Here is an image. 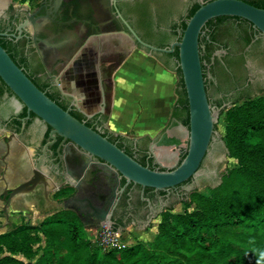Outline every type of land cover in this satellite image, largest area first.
<instances>
[{
  "label": "flooded vegetation",
  "instance_id": "obj_1",
  "mask_svg": "<svg viewBox=\"0 0 264 264\" xmlns=\"http://www.w3.org/2000/svg\"><path fill=\"white\" fill-rule=\"evenodd\" d=\"M208 1L211 0H62L58 4L57 0H10L1 7L4 10L0 16V37L7 40L6 44L17 63L36 85L43 87L46 93L59 92V100L72 115L102 133L108 130L118 134L107 124L109 114L106 108L111 95L104 88L106 81L100 80V75L106 68L115 69L129 44L140 47L137 41L134 44L133 32L149 44L147 39L158 43L167 37V44H172L180 39L183 25L190 19L194 8ZM244 1L256 5L264 3V0ZM30 15L34 16L33 19ZM219 17L209 20L202 30L200 56L209 102L222 108V115L235 102L264 92V33L247 19L228 16L220 20ZM25 21L29 25L19 37L18 27ZM115 40L123 41L122 54L112 49ZM140 48L148 50L144 46ZM107 50L113 52V59L108 60L104 67L102 59L107 60L111 56L105 52ZM3 88L4 91L0 92V130L6 133L3 136L6 156L2 158L6 172L0 181L3 183L1 196L7 187H16L32 176L27 149L36 160L42 154L44 145L51 140L52 130L33 112L29 114L27 111L26 116H21L26 106L17 100L9 87ZM18 120H21L20 125L16 122ZM14 138L27 156L20 159L18 175H23L22 180L15 179L10 183L6 176L10 170L6 158L11 154ZM127 140L123 141L124 147L129 145L137 160H141L144 153L152 156L150 149L140 152L138 144L135 145L129 138ZM62 142L63 138L57 135L56 142L47 151V157L53 161L48 170L56 179V184L49 186L51 192L48 197L42 187L29 193L34 192L36 196V192L40 191L41 196L35 197V204L48 201L51 206L61 208L57 209L58 212L73 213L82 222L89 213L102 215V211L107 210L112 212V227L151 226L164 210L185 200L189 186L195 188L199 182L204 185L218 179L215 175L207 179L209 172L205 170L214 168L219 175L218 143L211 147L201 164L200 171L204 173L176 188L146 191V188L134 183L124 188L125 179L104 168L99 159L70 140ZM134 146L138 150H134ZM154 165L158 166L155 162ZM19 196L8 202L0 198V218L4 221L0 223V228L12 225V206ZM21 203L33 206L32 201L21 200Z\"/></svg>",
  "mask_w": 264,
  "mask_h": 264
},
{
  "label": "water",
  "instance_id": "obj_2",
  "mask_svg": "<svg viewBox=\"0 0 264 264\" xmlns=\"http://www.w3.org/2000/svg\"><path fill=\"white\" fill-rule=\"evenodd\" d=\"M61 1L57 0V3ZM3 10L4 8H0V16ZM219 16L247 19L264 33V8L244 0H211L203 3L196 10L188 20L186 28L181 31V39L173 42L170 48L149 44L133 32L134 44L137 41L149 51L128 43V48L125 47L126 52L122 54L123 41L115 40L112 49L117 50L122 57L115 69L106 68L100 75V80L106 81L104 88L111 95L106 108L109 114L107 123L109 128L115 133L126 136L135 145L138 144L140 152L150 149L154 162L165 170L142 164L117 143L103 135L100 130L87 125L69 110L64 109L46 91L36 85L0 42V78L15 94L17 100L26 106L29 114L33 112L52 127L51 140L44 145L42 154L36 160L27 149L32 176L16 187H7L0 198L8 202L17 195L34 191L37 187L45 189L48 197L51 192L49 186L51 183L56 184V179L48 170V165L53 164V161L47 157V151L49 146L56 142L57 135L63 138L62 143L66 140L74 142L89 155L99 159L104 168L116 172L120 178L125 179L124 188L134 183L143 189L151 187L155 191L169 190L206 171L209 172L208 175L206 174L207 179L212 175L217 176L218 179L204 185L199 182L195 188L189 186L185 199L194 190L208 191L218 185L223 179L227 153L219 128L222 108L212 106L209 102L200 56V35L207 22ZM33 17L30 15V18ZM28 25L29 22L25 21L18 27L19 37ZM121 33L129 36L125 31ZM176 47L179 48V66L189 101V128L174 114L175 110L179 111L177 102L179 75L174 58L164 54L173 53ZM105 52L111 56L107 60L102 59L104 67L108 60L113 59V52L108 50ZM258 95H264V92L257 93L253 97ZM12 136L17 137L15 134ZM218 143L220 144L219 154L217 153V159L220 160L219 175L214 168L201 172V164L211 147L213 145L215 147ZM134 147V150H138ZM186 151L185 158L179 163ZM206 163L208 166L209 163ZM170 211L184 213V202H178L170 208ZM102 212V215L96 212L89 213L86 220L83 218L85 228L91 229L104 224L112 226V212L108 213L107 210ZM144 227L147 226L141 228Z\"/></svg>",
  "mask_w": 264,
  "mask_h": 264
},
{
  "label": "trees",
  "instance_id": "obj_3",
  "mask_svg": "<svg viewBox=\"0 0 264 264\" xmlns=\"http://www.w3.org/2000/svg\"><path fill=\"white\" fill-rule=\"evenodd\" d=\"M253 5L264 8V3ZM199 7L197 5L194 8L190 18ZM227 17L220 16L219 19ZM187 22L182 30L186 28ZM181 36L180 34V39ZM168 38L158 43L147 40L157 47L170 48ZM6 41L0 37L3 47L17 62ZM167 55L176 60L179 75V111L175 110L174 114L189 128L190 109L179 66V48L176 47L173 53ZM2 86L8 88L3 81ZM2 86L1 93L4 91ZM39 88L44 90L43 87ZM47 94L66 109L59 100V92ZM241 103L235 102L222 112L226 111L225 140L239 165L228 169L223 174L221 184L210 188L209 195L192 191L191 200L183 201L186 205L184 213L171 214L170 208L167 212L163 211L158 234L149 244L138 242L121 249L104 250L88 237L86 228L77 215L70 212L62 215L57 212L47 216L39 224L25 222L1 233L0 246L15 245L14 242L19 238L26 241L35 232L34 236L40 239V235L44 237V245L33 264H264V96L247 97ZM26 115L25 107L21 116ZM77 118L81 120L80 117ZM16 122L21 124V120ZM103 135L132 155L129 145L124 147L123 144V141H128L127 138L108 130ZM186 154L187 151L181 156L179 163ZM139 161L152 168L165 170L159 165L155 166L154 158L147 154ZM150 190L154 189L146 188V191ZM192 201L196 204L195 209L190 211ZM20 251L28 255L26 249ZM0 264L25 263L17 258L4 256L0 258Z\"/></svg>",
  "mask_w": 264,
  "mask_h": 264
},
{
  "label": "rangeland",
  "instance_id": "obj_4",
  "mask_svg": "<svg viewBox=\"0 0 264 264\" xmlns=\"http://www.w3.org/2000/svg\"><path fill=\"white\" fill-rule=\"evenodd\" d=\"M9 2H10V0H0V8L2 6L7 5ZM259 96H264V95H258L256 97H259ZM240 104H242V103L240 102ZM225 112L222 115H220V118H219V128H220V132H221L224 140L227 136V123L225 120ZM0 136H1V133H0ZM225 144H226V152L227 153H226V168H225L224 173H226L228 171V169H232V168L239 165L238 159L236 157L232 156V154H231L232 151L228 147L226 140H225ZM15 152L18 155L19 150H18V152L17 151H15ZM22 177H23V175H22ZM13 181H14V178L12 179V182ZM221 182L218 185H216L215 187L219 186L221 184ZM197 192H200L201 194H204V195L210 194V190H208V191H197ZM33 193L22 194L19 197H17L18 198L17 201L15 203H13V206H12V210H13L12 211L13 216L11 217L12 225L0 228V234L7 232L10 229H12L14 226L20 225V224L25 223V222H30L33 225L39 224L47 216L54 214V213H57L59 210H61V208L58 209L56 207H53L49 204L48 201H44V200H42L40 202V204H35V201L37 199V198L35 199V197L41 196V194H40V191L36 192V196L33 195ZM191 193L192 192H190V194ZM190 194H189L187 200H191ZM21 200L32 201L33 206L32 207L24 206V205H22ZM192 204L193 205H191L190 209H189L190 211H193L195 209L196 202L192 201ZM57 209H58V211H57ZM166 210H164V211H166ZM185 210H186V205L184 203V212H185ZM60 212L62 215H63V213H65V211H60ZM169 212L171 214H177V213L172 212V211H169ZM58 214H60V213H58ZM25 218H27V219H25ZM161 220H162V216L160 215L159 217H157L154 220V222H152L151 226H147L144 228H132L131 226L127 227V228H123L124 238L127 239V243L129 244V246L137 244L138 242H143V243L149 244V242L154 240L158 234V225L161 222ZM0 223L1 224L4 223L2 218H0ZM95 230H96V228L86 229L88 237L92 240L94 237ZM34 234H35V232H32V236L28 237V239L26 241L23 240V238H19V240L17 242H14L15 245L0 246L1 247L0 248V258H2L4 256H11V257L17 258L19 260H23L25 264H33L35 262V260L38 258V256L41 254V248L44 245V237L42 235H40L41 236V239H40L37 236H34ZM29 247L31 249H29ZM25 249L28 251V255H26L24 252L20 251V250L24 251Z\"/></svg>",
  "mask_w": 264,
  "mask_h": 264
},
{
  "label": "crops",
  "instance_id": "obj_5",
  "mask_svg": "<svg viewBox=\"0 0 264 264\" xmlns=\"http://www.w3.org/2000/svg\"><path fill=\"white\" fill-rule=\"evenodd\" d=\"M16 104H18V102ZM3 132H4L3 130H0V133H1V136H0V181H1V178L4 175V173L6 172V168L4 166V161L2 160V158L4 156H6V154H5L6 144H5L4 139H3V136H5L6 133H3ZM18 150H19V153L17 155L15 151L18 152ZM22 152H23V154H21ZM22 156L25 157V156H27V154L23 151V148H22L21 144H19L18 140L16 138H14L11 142V154L8 158H6V160L9 162V165H10V170L7 171V175H6L8 177V180L10 183H12L13 178H14V180L16 179V181L22 180V176L18 175L20 159H22ZM2 187H3V183L0 182V188H2Z\"/></svg>",
  "mask_w": 264,
  "mask_h": 264
},
{
  "label": "built area",
  "instance_id": "obj_6",
  "mask_svg": "<svg viewBox=\"0 0 264 264\" xmlns=\"http://www.w3.org/2000/svg\"><path fill=\"white\" fill-rule=\"evenodd\" d=\"M93 242L104 250L121 249L129 246L124 238V231L109 225L95 227Z\"/></svg>",
  "mask_w": 264,
  "mask_h": 264
}]
</instances>
